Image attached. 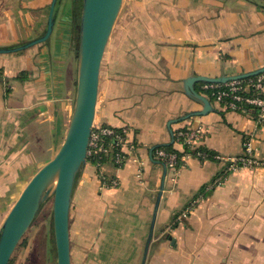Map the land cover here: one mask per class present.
<instances>
[{"label": "crops", "instance_id": "crops-1", "mask_svg": "<svg viewBox=\"0 0 264 264\" xmlns=\"http://www.w3.org/2000/svg\"><path fill=\"white\" fill-rule=\"evenodd\" d=\"M51 2L0 0V47L39 37ZM140 3L130 14L136 36L124 27L130 41L120 36L106 48L95 116L96 125L129 128L134 147L123 148L122 167L111 158L103 165L118 180L115 188H100L94 163L82 171L70 210L72 264L143 263L165 170L156 150L170 144V127L176 136L202 126L203 150L226 156L242 154L250 140L264 162V126L256 114L214 100V112L180 121L202 108L184 91L189 76L216 78L264 66V0ZM75 5L62 0L47 42L0 54V194L33 176L35 148L53 155L64 142L74 107ZM197 90L205 95L204 84ZM172 145L180 155L188 150L179 141ZM227 167L196 157L174 171L166 167L145 264H264V167ZM189 206L194 210L185 216Z\"/></svg>", "mask_w": 264, "mask_h": 264}, {"label": "water", "instance_id": "water-1", "mask_svg": "<svg viewBox=\"0 0 264 264\" xmlns=\"http://www.w3.org/2000/svg\"><path fill=\"white\" fill-rule=\"evenodd\" d=\"M61 2L62 0H52L46 28L39 37L16 46L0 47V54L21 52L47 42L53 35ZM123 2L124 0H81L76 47L74 107L68 130L58 152L31 178L5 217L0 227V264L11 263L22 239L49 200H53L52 219L56 264H72L70 210L77 184L88 162L90 140L95 124L101 67ZM261 74H264V66L250 72L216 78L189 76L183 81L184 91L202 108L190 112L180 121L204 116L215 111L209 98L197 90L198 84H225ZM169 130L171 135L169 145H172L175 142V134L171 127ZM163 165L165 170L155 202L142 264L146 262L164 190L167 168L165 163Z\"/></svg>", "mask_w": 264, "mask_h": 264}, {"label": "built area", "instance_id": "built-area-1", "mask_svg": "<svg viewBox=\"0 0 264 264\" xmlns=\"http://www.w3.org/2000/svg\"><path fill=\"white\" fill-rule=\"evenodd\" d=\"M204 88L216 90L215 101L224 104L226 108L236 111H249L250 113L256 114L258 123L264 126V96H262L264 93V74L259 75L254 80H249L246 86H244L243 80H235L225 83L224 85L204 84ZM250 89H252L253 93L251 95L247 94ZM206 135L207 133L202 126L195 127L194 129H182L177 133V137L179 142L183 143L188 150L182 155L177 152L159 150L157 155L171 171L183 165L190 157L204 160L215 159L222 163L225 162L228 164V171H235L239 168L264 167V162L256 159L254 148L250 140L246 141L245 150L242 154L238 156H226L197 149L202 146ZM128 136L129 128L127 127L118 131L110 127L94 124L88 158L91 156L100 160L105 156H109L113 149H117L119 152L116 153L114 161L118 167H122L125 161V156L121 153L123 148L129 147V149H133L134 147ZM105 138H111L114 142L106 146L104 143ZM98 166L100 188L107 189L117 187L118 180L116 178L108 179L103 165L98 163ZM193 210V206H189L184 215L190 214Z\"/></svg>", "mask_w": 264, "mask_h": 264}, {"label": "rangeland", "instance_id": "rangeland-1", "mask_svg": "<svg viewBox=\"0 0 264 264\" xmlns=\"http://www.w3.org/2000/svg\"><path fill=\"white\" fill-rule=\"evenodd\" d=\"M140 0H125L124 5L122 7V11L120 12L118 21L116 22L112 37L110 39L109 45L112 46L116 41H118V37L121 36V41L129 42L130 39L128 37L125 38V33L123 31L124 27H132L130 28V32L132 35L136 36V18L130 15L132 13H137L138 7L140 5ZM151 5V4H150ZM76 12V11H75ZM75 17V21H76ZM128 27V28H129ZM124 33V35H123ZM77 36L74 33V39L77 43ZM136 40V39H135ZM133 40L132 42H135ZM75 43V47H76ZM4 76V75H2ZM74 92H75V84L73 85L72 90V99L74 104ZM69 124H67L68 130ZM67 133V132H66ZM56 149V148H55ZM58 150V149H57ZM34 158L36 159L33 162V176L37 173V171L44 166L49 160H51L55 154H46L42 148L34 149ZM54 153V149H53ZM25 168V166H24ZM25 170V169H24ZM32 176V177H33ZM23 178L17 180L15 183L12 182V186L10 185V189L7 191L1 192L0 194V224L2 225L5 217L11 210L12 206L19 198L22 190L31 180V178ZM6 180H4V183ZM52 209H53V200H49L36 221L29 229L25 237L22 239L20 245L16 249L13 262L11 264H56V248H55V240H54V230H53V219H52Z\"/></svg>", "mask_w": 264, "mask_h": 264}, {"label": "trees", "instance_id": "trees-1", "mask_svg": "<svg viewBox=\"0 0 264 264\" xmlns=\"http://www.w3.org/2000/svg\"><path fill=\"white\" fill-rule=\"evenodd\" d=\"M80 4H81V0H76V7H75V17H76V21H75V24H74V33L76 34V35H78V20H79V10H80ZM75 41V40H74ZM77 42H78V36H77ZM76 43V42H75ZM76 47H77V43H76ZM2 77V72L0 71V82H1V78ZM258 76H254V77H251V78H248V79H244L243 80V84H244V86H246V84H248V82H249V80H254L255 78H257ZM224 85V84H223ZM215 92H216V90H213V89H205L204 90V93H205V95L207 96V98H209V100L211 101V102H213L214 100H215V97H216V94H215ZM247 94H249V95H251V94H253L252 93V89H250V91L247 93ZM262 96H264V93L262 94ZM175 141H179V139H178V137H177V135L175 136ZM112 142H114V140L113 139H111V138H105L104 139V143H105V145L107 146L109 143H112ZM197 149H201V150H203V147L202 146H200L199 148H197ZM159 150H164V151H167V152H176L175 150H174V148H173V145H164V146H161V147H159L156 151L158 152ZM117 152H119V150L117 151V149H113L112 151H111V154L109 155V156H105V157H103L102 159H95V158H93V157H89L88 158V162H90V163H94L95 165H97V167H98V169H99V166H98V163H101L102 165H104V163H106L107 162V160L108 159H112V160H114V157H115V155H116V153ZM156 152V153H157ZM106 177L108 178V179H110V178H112V177H110V176H108L107 174H106ZM20 245V244H19ZM13 262V258H12V260H11V263ZM10 263V264H11Z\"/></svg>", "mask_w": 264, "mask_h": 264}]
</instances>
